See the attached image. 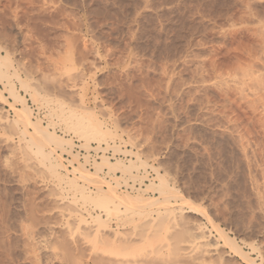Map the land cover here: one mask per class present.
<instances>
[{
  "label": "rangeland",
  "instance_id": "374dc122",
  "mask_svg": "<svg viewBox=\"0 0 264 264\" xmlns=\"http://www.w3.org/2000/svg\"><path fill=\"white\" fill-rule=\"evenodd\" d=\"M263 20L264 0H0V49L12 56L11 73L18 71L38 94L33 102L13 78L34 117L44 126L57 123L49 131L87 151L57 118L59 100L77 106L83 96L85 107L120 137L119 148L110 143L112 148L102 150L115 154L108 159L128 163L138 153L147 161L130 174L106 169L105 181L120 180V191L135 187L159 197L147 187L158 168L191 202L173 198L174 212L168 216L163 206L162 218L159 211L111 218L110 230L140 239L150 217L152 250L184 238L180 264H249L224 243L221 229L264 264ZM0 106L14 119L10 105L0 100ZM10 126L0 124V264H101L92 219L101 212L53 179L35 146ZM121 139L131 142L125 146ZM85 156L79 160L87 168ZM199 223L210 231V242L218 241L202 261L195 258L203 246L191 245V234L186 235Z\"/></svg>",
  "mask_w": 264,
  "mask_h": 264
},
{
  "label": "bare ground",
  "instance_id": "6f19581e",
  "mask_svg": "<svg viewBox=\"0 0 264 264\" xmlns=\"http://www.w3.org/2000/svg\"><path fill=\"white\" fill-rule=\"evenodd\" d=\"M251 8H253V7H251ZM252 17H253V15H252ZM254 19H255V17H254ZM257 30H259V29H257ZM262 38H264V37H261V42H263ZM66 39L64 41H66ZM255 39H256V36H255ZM69 42L72 43V41H69ZM65 45H67V44H65ZM263 45H264V42H263ZM68 47H69V45H68ZM71 47H72V45H71ZM43 48H44V46H43ZM69 48H67V46H66L65 49H69ZM41 49H42V47H41ZM68 51L67 52L70 53L72 51V49H71V51L70 50H68ZM6 52H7L6 53L7 55H2L1 49H0V83H2L4 80L7 81L5 84L2 83L5 87V90L0 88V100H1L3 105L8 104L12 107V109L14 110L15 116H14V119L10 120L9 117L5 116L1 110L0 111V124H5V125H9V126L11 125L10 127H14V128L16 127L20 131V133L26 137L27 143L29 142V144H31V146H35L36 155L37 156L39 155L38 157H40V160L42 157L44 162L42 160L41 161L43 162V164H46L48 170L51 171L52 177L54 176L53 179H57V181L60 184L66 185V187L71 192L74 193L75 198L77 196H79L80 198H78V200L79 199L82 200L84 202V204L88 203L89 205H91L93 210L98 209L101 212V214H98L97 216H92L93 222L95 224L93 227H95V229L97 230V233H99V235L97 234V237L98 236L99 237H98V242L96 243L97 244L96 249L99 248L98 250L101 253L99 255V257L97 256L98 258H100V260H99L100 263L101 264H158V262H159V264L160 263L161 264L162 263L163 264H180V262L182 260L181 258H184V255H185L184 251H186V249L183 248L181 245V243H184V241H182V239H184V238L179 236L178 240H174V241H178V242L175 243L173 241L172 242V243H174L173 245H171L167 242L168 244L166 246H164L165 243H161L163 246H162V248L160 247L161 249L159 248L160 250L157 248H155L156 249L155 250L154 247H156V246H154L153 250H152L151 247L154 245L153 244L154 242H151V239L149 240V236H148V230H149V228L152 227L151 222L153 221V220L150 222L148 221V219L150 217L146 218L148 225L145 224L147 226L142 229V231H141L142 233L140 232L141 233L140 235L137 234L138 236H140V239H138L139 237L137 238V236H135V238H133V236H131L132 234H129L130 236H128L127 231L121 232L120 230H110V226L108 225V222L111 218L120 219V215L128 214V213H132L133 215L137 214V216H140L142 214L141 217H144L145 215L148 216V214H145L146 211H151V214H153L152 211H159V213H158L159 215L158 214L157 215L162 218V216H160V212H161L160 208H162L163 206H165L164 209H166L165 210L166 213L170 214V213L174 212L175 209L169 208V206L171 204V200L173 198L179 199L182 202V205H191L190 200L184 198L174 188H171L169 180L166 178V176L164 174H162L159 171L158 168L155 169L157 177L154 179H149L151 181V184H147V187H148V189H150V188L156 189L160 194L159 197L147 196L148 194L145 195V193L147 192L146 189H145V191H146L145 192V191H142L140 189H134L135 187L133 188V186L131 187V188H133L132 192H128L127 190L126 191H120V189H121L120 185L121 184H119L120 183L119 179H121V178H118L119 183L116 181L117 179H115V177L112 179V180L115 179V182H117V184L115 182L114 183L116 185L110 183L109 181H105L104 177H101V173H103L106 169L109 170V173H113V174L116 172H121L122 174L123 173L128 174L133 169H138V171H139V168L141 169L142 167H147L146 166L147 161H143L141 158L142 156H140L138 153H134L136 160L130 159L128 163H124L120 159L117 160L118 157L116 158V160H117L116 162H112L110 160L111 157L107 156V155H111V156L113 155L114 156L115 154H113L111 152L104 153L103 151H105V150L107 151V149H108L107 147H111L110 143H113L115 146H117L116 140L119 139L120 137L118 136L115 129H114L115 131H112L111 128L107 125V123L100 119V117L97 115V113L93 111L94 109L91 110V109H87V107H85L83 96H80V99H78L80 101V103L78 102L77 106L75 104V106L66 107L67 104L64 103V101L62 102L59 100L58 102H59V107L61 108V113L57 114V118L62 119L61 121L64 122V124L66 126L65 127L66 134H73L78 139L85 142L83 147H85L87 151H83L82 150L83 148L80 149L81 146L79 147V146L75 145L72 138L67 139L65 137L58 135L55 131H53V132L49 131V127L50 126L56 127L57 123L50 121L51 123L49 122L48 126H44L40 119H38L37 117H34L33 110L27 104V99L19 93V90L16 88V85H15V82L13 81V78H17L21 87L24 89V91L26 93L30 92V96L33 99V102H36L37 101L36 99L39 100V98H37L38 94L33 92L34 91L33 88L31 90V87L28 86V84H30V83H26V81L20 77L18 71L15 70V71H13V73H11V70H12L14 63H13L12 56L9 53V51H6ZM73 52H74V50H73ZM249 53H251V52H249ZM72 54L70 53L69 56L72 57ZM80 54L81 53H79L78 55H80ZM248 55H250V54H248ZM69 56H68V58H70V61H71V57H69ZM76 58H77V56H76ZM65 59H67V58H64V60ZM80 62H81V59H80ZM65 63H67L66 60H65ZM65 63H63V64H65ZM73 63H74V61H73ZM14 68H13V70H14ZM73 69H71V70H73ZM69 70H70V68H69ZM73 71H75V70H73ZM251 72H252V68H251ZM71 75H72V73H71ZM262 75L263 74H261V77H262ZM76 76H77V74H76ZM17 80H15V81H17ZM261 80H263V79H261ZM59 86L64 87L63 84H61V85L59 84ZM60 88H59V90H60ZM5 91L8 93L9 96H7V94L5 95ZM39 97H40V95H39ZM10 99H13L14 101L12 102V101H10ZM46 100L48 102V99H46ZM18 106H20V107H18ZM41 106H42V103H41ZM3 110H4V108H3ZM5 114H7V113H5ZM16 128H15V130H16ZM31 129H33V132L31 131ZM24 141H25V139H24ZM128 142H131V141H128ZM128 142L126 140L123 141L121 139V144H123L125 146H127V144L128 145L130 144ZM92 143H96V144H98V146L93 147L91 145ZM103 144H105L106 147H103L102 146ZM117 148H119V146H117ZM59 152H61V153H59ZM85 152L88 155L85 156V154H84ZM63 155H68L70 158H72V160H69L67 158L64 159ZM80 156H81V158H82V156L83 157L85 156V158H86L85 162L89 161L88 167L90 169L94 168V167H92V165H95L94 171L87 169L88 167L86 168L85 164L80 162V160H79ZM108 158H110V159H108ZM98 159H100L101 161H98ZM112 159H114V157ZM64 160H66L67 162L69 160V162H68L69 164L65 165ZM70 167H72L73 169H71ZM63 171H65L67 173L65 174V173H63ZM138 178L139 177H137V179ZM156 179L158 180V183H155ZM133 180H135V179H133ZM127 184L128 183H126V186H127ZM91 185L95 186V191L90 189ZM153 191H155V190H153ZM86 206H87V204H86ZM178 208L181 211L183 210V208L181 206H179ZM191 208L195 209L194 206H191ZM195 210H198V209H195ZM198 211H200V210H198ZM102 213H104V215L106 216L105 219L103 218ZM166 213L164 215H166ZM138 214H140V215H138ZM143 214H144V216H143ZM161 214H162V212H161ZM167 215H166V217L163 216V218H167L168 216H171L172 214H170L168 216ZM173 217H174V214H173ZM161 218H158V219H161ZM85 219L86 218L83 219L82 217H80L78 220H80V222L85 223L86 222ZM209 219L211 220V218H209ZM125 220H126V218H125ZM163 220L166 221L167 219L166 220L163 219ZM122 221H124V219ZM158 221H160V220H158ZM158 221H157V223H158ZM160 222H159V224H160ZM87 223L88 222H86L85 225H87ZM211 223H213V222H211ZM157 226L158 225H156V227ZM123 227H124V225H123ZM215 228H217V227H215ZM136 229H137V227H136ZM189 230L190 229L187 230L186 235L191 234L190 237L192 239L190 238L191 243H190V241H187V242H189L193 246L200 245V246L204 247V248L202 247V249H201L202 251L200 250V254H199L200 257L198 256L199 258L197 257V258H195V260L198 259V261L199 260L202 261L201 259H203L205 253H206L205 256H207V253L209 254V253H211V251H214L218 248V241L213 242V240H212L213 243L210 242L211 240L209 241V239L211 237V233H210V231L207 230V228L203 224H200V223L195 224V226H193V228L190 231ZM188 231H189V233H188ZM217 232L219 233L220 238L225 241L224 243H226L227 245H229V247L234 249V252L236 251L237 254L240 256V258L244 259L245 262L247 261L249 264H257L255 262V260L252 259L250 254L245 252L241 248V246L234 240V238H231L226 233H223L224 231H221V229H218ZM209 233H210V235H209ZM181 234H185V232H183ZM176 235H177V233H176ZM150 237L152 238V236H150ZM155 237H157V236H155ZM166 239L168 240V237ZM166 239L163 241H166ZM160 242H162V241H160ZM161 244H160V246H161ZM156 245L159 246L158 243H156ZM92 250H94V249H92ZM69 254H70V252H69ZM72 256H73V254H72ZM72 256H71V258H72ZM74 257L75 256H73V258ZM220 257L222 258L221 255H220ZM222 259H220V260H222ZM96 262H98V261H96ZM220 263H222V261H220Z\"/></svg>",
  "mask_w": 264,
  "mask_h": 264
}]
</instances>
